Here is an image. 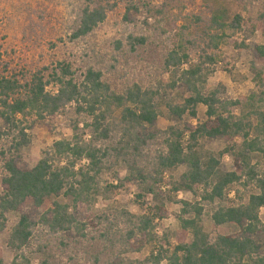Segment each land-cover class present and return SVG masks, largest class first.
<instances>
[{
    "label": "trees",
    "instance_id": "1",
    "mask_svg": "<svg viewBox=\"0 0 264 264\" xmlns=\"http://www.w3.org/2000/svg\"><path fill=\"white\" fill-rule=\"evenodd\" d=\"M120 1L127 3V11L136 10L129 0H83L84 6L77 14L68 41L75 42L92 34ZM181 1L166 0L160 7L148 9L147 19L154 18L157 30L163 35L172 33L175 38L164 67L171 74V87L182 83L188 91L182 104H166L169 116L197 120V107L202 105L206 108L205 119L195 126L183 129L170 126L157 133L149 132L148 128L159 117L157 93L134 84L118 94L103 81V73L93 67H86L78 77L73 65L60 62L34 72L25 80L15 76L0 77V120L4 124L0 130V232L6 228L7 214L19 215L7 242L14 253L10 264H32L25 249L39 224L50 234L74 231L81 238L87 237L89 228L105 225L106 229L100 231L98 237L114 247L115 240L110 236L119 217L128 224V229L119 234L116 242L121 247L120 255L150 247L149 256L143 261L121 260L119 264H264V255L252 238L264 234V223L260 219V211L264 209V163H253L254 156L264 159V44L255 45V59L249 69L256 90L244 99L219 98L220 89L209 91L206 88L207 78L214 73L209 65H215L218 56L202 49L197 59H192L191 51L196 44L187 33L189 27H177V22L168 18L167 9L173 4H182ZM241 23L242 18L235 16L227 26L225 16L215 11L207 23V48L218 50L224 41L223 34L211 35L212 29L228 27L236 33ZM257 30H263L260 23L252 27L253 32ZM127 43L133 51L135 46L144 45L146 38L129 35ZM121 45L117 42L116 48L120 49ZM243 47L244 44L238 46ZM71 106L77 118L85 119L71 123L72 138L54 142L42 152L34 167L18 168L15 159L31 144L29 132L35 122L53 121ZM235 111H239L238 114ZM86 131L89 134L83 133ZM215 138H221L225 144L218 156L205 151L201 144L205 139ZM237 139L240 144L236 143ZM157 141L161 149L149 160L145 152ZM223 156L232 159L234 171H220ZM119 162L126 165L128 175L122 180L115 175L117 186L108 185L106 189H118L127 182L138 181L142 193L136 195L137 200H142L139 207L147 206L148 195L154 201L141 215L120 211L110 218L107 214L92 212L91 203L99 194L102 175ZM181 166L185 171L179 179L168 180L167 174ZM234 185L253 187L254 192L246 203L228 205L229 191ZM163 186L170 187L173 194H194L196 189L201 190L198 202L177 201L182 208L177 216L179 231L172 236L176 243L172 250L167 249L171 236L156 234L157 222L169 217L162 200ZM60 196L74 206L83 205L84 222L71 214L68 204L58 200ZM29 198L35 208L52 200L53 208L39 223L21 214L22 205ZM204 206L211 207L210 219L215 228L232 224L239 231L211 237L201 226ZM136 241L139 244H133ZM61 245L64 246V242ZM95 261L98 262V258ZM0 264H4L1 259Z\"/></svg>",
    "mask_w": 264,
    "mask_h": 264
},
{
    "label": "rangeland",
    "instance_id": "2",
    "mask_svg": "<svg viewBox=\"0 0 264 264\" xmlns=\"http://www.w3.org/2000/svg\"><path fill=\"white\" fill-rule=\"evenodd\" d=\"M116 0H114L115 2ZM136 10L127 11L125 2H117L115 8L109 11L104 23L99 25L89 36L75 42H69L68 36L74 27L77 14L84 6L83 0H0V77L15 76L20 80L29 78L34 72L45 67L55 66L65 62L73 65L77 76L82 74L86 67H93L103 73V81L112 91L121 94L127 88L137 84L143 89H151L157 93L155 102L159 117L149 132L157 133L170 126L183 129L195 126L198 121L205 119L206 108L197 107V120L185 116L182 120L170 117L166 104H182L188 96L187 88L182 83L171 87V74L164 67L166 54L173 48L175 38L172 33L163 35L155 28V19H147V10L160 7L166 0H129ZM182 4H173L167 9L168 18L177 22V27L188 26V35L194 40L196 47L191 51V58L196 60L197 54L202 49L208 54L218 56L215 65L209 68L214 73L207 78L206 88L220 89L219 98L223 100L244 99L250 92L256 90L250 74V64L254 61L255 45L264 44V0H182ZM225 16L226 24H230L235 16L242 18L241 29L234 33L230 28L223 30L212 29L211 35H224V41L218 50L207 48L208 38L207 23L215 11ZM199 18V21L196 19ZM260 23L263 30L252 31L253 26ZM133 35L146 38L144 45L135 46L132 51L127 43V37ZM121 42V48H116V43ZM244 44L243 48H238ZM50 90H53L52 88ZM239 111H235L238 114ZM119 116V111L115 117ZM73 106L56 117L53 121L38 120L35 122L31 134V144L25 148L15 163L20 169H30L40 160L41 154L59 140L72 138L71 123L76 120ZM85 119H80L83 121ZM4 124L0 120V130ZM89 131L83 132L89 134ZM87 139V136L86 138ZM240 144V139L236 140ZM205 151L218 156L225 144L221 138L205 139L201 142ZM160 141L151 143L146 150L147 158L160 150ZM253 163L264 159L253 157ZM143 164L145 162L143 161ZM83 166L86 163H82ZM235 168L229 156H223L220 164L222 173L232 172ZM185 167H179L174 173L167 174L168 180H178L184 173ZM2 175L0 162V177ZM115 175L119 180L128 175L125 164L119 162L112 170L106 171L99 181V194L91 203L92 212L107 214L108 217L120 211L133 215L147 212L154 204L150 195L146 197V207H139L142 200H137L136 195L142 194L138 181L125 183L118 189L106 186H117ZM170 176V177H169ZM1 192V189H0ZM254 192L252 186L243 188L234 185L229 191L228 205L246 203ZM162 200L169 213V217L157 222L156 234H169V247L172 250L176 243L172 236L179 231L177 216L181 212L179 200L194 203L199 201L201 190L195 193L179 192L173 194L170 187L162 190ZM233 193V194H232ZM231 196V197H230ZM70 206V212L80 222L86 219V212L81 204L72 205L71 201L60 196L58 198ZM52 207V200H48L42 207L35 208L32 199H27L21 214L33 222L39 223L43 215L48 214ZM210 206H204L201 226L211 237L216 234L229 235L239 231L234 225L214 227L210 219ZM6 228L0 232V259L4 264H10L14 253L8 248L9 233L19 220V215L9 213L6 215ZM260 219L264 223V209L260 211ZM117 225L111 230L110 239L115 240L112 247L108 241L100 239V231L106 229L105 225L99 228H89L87 237L81 238L76 232L70 231L61 235L50 234L42 224L37 226L36 232L25 249L26 256L32 264H119L121 260L135 262L143 261L149 256L150 247L143 248L140 252H127L119 254V234L128 229V224L123 218L116 219ZM95 238V239H93ZM264 255V234L252 236ZM64 242V246L61 245ZM137 245L139 242H133ZM98 258V262L95 261ZM165 264V263H162Z\"/></svg>",
    "mask_w": 264,
    "mask_h": 264
},
{
    "label": "built area",
    "instance_id": "3",
    "mask_svg": "<svg viewBox=\"0 0 264 264\" xmlns=\"http://www.w3.org/2000/svg\"><path fill=\"white\" fill-rule=\"evenodd\" d=\"M166 189H168V187L167 186H163L162 187V190L164 191V190H166ZM233 194V193H232ZM231 197V196H230Z\"/></svg>",
    "mask_w": 264,
    "mask_h": 264
},
{
    "label": "crops",
    "instance_id": "4",
    "mask_svg": "<svg viewBox=\"0 0 264 264\" xmlns=\"http://www.w3.org/2000/svg\"><path fill=\"white\" fill-rule=\"evenodd\" d=\"M225 225H232V224H225ZM223 226V225H222ZM235 226V225H234ZM228 235V234H227Z\"/></svg>",
    "mask_w": 264,
    "mask_h": 264
}]
</instances>
